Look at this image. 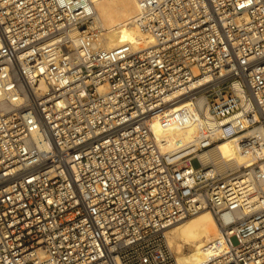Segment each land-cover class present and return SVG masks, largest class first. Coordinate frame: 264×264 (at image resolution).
<instances>
[{
  "label": "built area",
  "instance_id": "obj_1",
  "mask_svg": "<svg viewBox=\"0 0 264 264\" xmlns=\"http://www.w3.org/2000/svg\"><path fill=\"white\" fill-rule=\"evenodd\" d=\"M96 1L0 0V264H173L204 210V264H264V0H135L141 52L98 45ZM174 108L203 128L181 160L153 131ZM233 138L249 166L208 173Z\"/></svg>",
  "mask_w": 264,
  "mask_h": 264
},
{
  "label": "bare ground",
  "instance_id": "obj_2",
  "mask_svg": "<svg viewBox=\"0 0 264 264\" xmlns=\"http://www.w3.org/2000/svg\"><path fill=\"white\" fill-rule=\"evenodd\" d=\"M94 30L100 33L98 45L103 50L110 51L123 45H131L137 52L144 51L152 44L150 35L141 31L135 22L138 6L135 0H97L94 5ZM240 96L244 95L240 92ZM248 108V104L243 99ZM177 109H171L168 115L160 116L153 121V131L164 141L163 151L175 155L174 159L181 160L193 150L196 144L197 131L202 125L193 121L184 126H175L172 119ZM172 118V119H171ZM175 121V119L173 120ZM203 124L204 129L212 130L217 135L220 124L210 116ZM204 167H214L212 172H238L248 167L250 158L240 152L237 140L230 139L215 148L198 154ZM220 237V229L213 214L209 210L186 217L175 223L167 235L168 246L174 251L173 264H204L206 252L204 247ZM187 249V252L185 250Z\"/></svg>",
  "mask_w": 264,
  "mask_h": 264
},
{
  "label": "rangeland",
  "instance_id": "obj_3",
  "mask_svg": "<svg viewBox=\"0 0 264 264\" xmlns=\"http://www.w3.org/2000/svg\"><path fill=\"white\" fill-rule=\"evenodd\" d=\"M192 165H193V167H194L195 169L200 168V163L198 162V160L193 161ZM191 217H192V216H190L189 218H191ZM185 252H187V249L185 250ZM173 254H175L174 251H173Z\"/></svg>",
  "mask_w": 264,
  "mask_h": 264
}]
</instances>
